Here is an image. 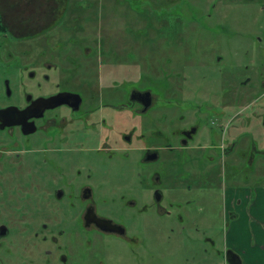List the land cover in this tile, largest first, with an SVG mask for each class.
Here are the masks:
<instances>
[{"label":"flooded vegetation","instance_id":"1","mask_svg":"<svg viewBox=\"0 0 264 264\" xmlns=\"http://www.w3.org/2000/svg\"><path fill=\"white\" fill-rule=\"evenodd\" d=\"M222 1L256 11L255 29L243 32L251 45L243 54L206 48L222 89L175 93L170 102L178 114L164 126L159 90L130 89L126 79L100 82L83 72L93 66L69 56L52 62L54 50L45 47L28 60L32 50L19 45L63 22L94 19L93 1L0 0V208L26 214L27 231L44 243H59L55 233L64 236L59 264H125L98 256L96 247L139 242L145 250L160 240L148 225L155 215L175 207L204 212L206 198L220 189L218 207L229 228L224 251L216 253L225 264H255L248 259L260 251L264 264V230L263 242L256 231L250 241L239 239L243 225L264 229V0ZM116 86L122 92L109 93ZM152 111L155 125L147 126ZM105 159L111 165L100 168ZM121 160L133 162L132 179L115 184L109 169ZM158 164L171 172L164 176ZM203 241L216 247L209 237ZM157 256L132 251L129 264H155Z\"/></svg>","mask_w":264,"mask_h":264},{"label":"rangeland","instance_id":"2","mask_svg":"<svg viewBox=\"0 0 264 264\" xmlns=\"http://www.w3.org/2000/svg\"><path fill=\"white\" fill-rule=\"evenodd\" d=\"M76 1L79 0H70V3ZM87 1L95 4V18L75 23L66 21L41 37L23 41L19 45L32 50L28 60L37 58V51L45 47L47 51L54 50L52 62L66 61L69 56L86 68L93 66L83 69V72L98 77L100 82L113 79L116 84L126 79L130 89L159 90V94L164 96L161 110L164 126H169L178 114V109L170 102L175 93L185 95L198 87L206 92L222 89L219 69L210 67L213 58L207 57L206 48L218 51L222 47L223 52L226 46L227 53L238 51L243 54L244 48L251 45V40L243 32H253L256 26V11L252 7L230 9L224 7L222 0ZM6 8L9 6H5L4 2V13ZM224 15L228 21L226 28ZM235 27L242 32L235 34ZM87 49L89 52L85 55ZM44 59L41 57L40 61ZM119 89L122 90L113 87L109 93L118 94L122 92ZM156 115L158 113L152 111L147 116V126L155 125ZM122 163L121 160L109 169L112 174L109 179H114L115 184L118 179H132L133 162ZM98 165L109 168L111 164L105 159ZM157 167L164 176L172 170V166L169 168L166 164H158ZM177 174H186V171L177 169ZM259 183L264 186V181ZM185 193L184 189L183 194L188 197ZM213 194L214 198H206L209 207L204 212L200 210L202 213L192 208L184 213L183 208L175 207L168 209L169 215H155L148 225L152 226L150 230H158L160 240L157 243L147 242L145 250L139 242L129 245L112 243L104 245V248L96 247L98 256L111 263L120 261L129 264L134 251L136 254L153 255V259L158 255L159 260L155 264H188L190 255L189 264H202L204 256L205 264H225L216 250L220 253L224 251L229 220L223 208L218 207L223 191L220 189ZM256 217L263 216L258 213ZM25 221L26 214L0 208V228L6 227L9 231V235L0 240V264H59L56 250L60 243L64 245V236L55 233L59 243H44L40 237L29 234ZM254 226L250 223L239 227V239L250 241L249 236L256 231L258 242H261L260 232L264 229L257 225L255 229ZM204 231L206 236L203 237ZM205 237L214 240L216 247L203 241ZM242 250H247L245 244L241 245ZM258 253L260 251H256ZM260 260L263 263V257Z\"/></svg>","mask_w":264,"mask_h":264},{"label":"crops","instance_id":"3","mask_svg":"<svg viewBox=\"0 0 264 264\" xmlns=\"http://www.w3.org/2000/svg\"><path fill=\"white\" fill-rule=\"evenodd\" d=\"M259 218H260V217H259ZM260 222H262V221L260 220ZM259 227H261V226L259 225ZM261 228H262V227H261ZM253 234H254V233H253ZM260 234H261V233H260ZM257 236H259V234L256 235V238L259 239ZM254 237H255V235H254ZM249 256H250V255H249ZM256 256H258V257H256ZM256 256H253V257L251 256V257L254 258V259L250 258V259H248V262H251V263H252V260H253L254 263H257V264L261 263L259 253H258V255H256Z\"/></svg>","mask_w":264,"mask_h":264},{"label":"water","instance_id":"4","mask_svg":"<svg viewBox=\"0 0 264 264\" xmlns=\"http://www.w3.org/2000/svg\"><path fill=\"white\" fill-rule=\"evenodd\" d=\"M10 110H12V109L4 110L3 113L9 112ZM6 234H7V229H6V227H1V228H0V238H1L2 236L6 235Z\"/></svg>","mask_w":264,"mask_h":264}]
</instances>
